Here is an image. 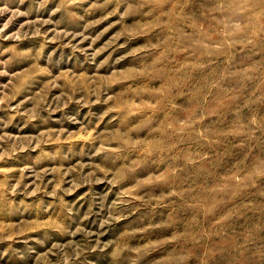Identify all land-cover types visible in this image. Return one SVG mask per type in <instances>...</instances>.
Listing matches in <instances>:
<instances>
[{
	"label": "rangeland",
	"instance_id": "374dc122",
	"mask_svg": "<svg viewBox=\"0 0 264 264\" xmlns=\"http://www.w3.org/2000/svg\"><path fill=\"white\" fill-rule=\"evenodd\" d=\"M0 264H264V0H0Z\"/></svg>",
	"mask_w": 264,
	"mask_h": 264
}]
</instances>
